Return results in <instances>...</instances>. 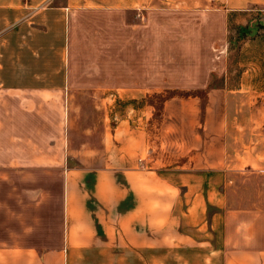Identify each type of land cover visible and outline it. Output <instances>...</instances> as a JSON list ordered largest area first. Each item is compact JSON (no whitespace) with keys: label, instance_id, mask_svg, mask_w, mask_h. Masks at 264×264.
Here are the masks:
<instances>
[{"label":"crops","instance_id":"0c3cea01","mask_svg":"<svg viewBox=\"0 0 264 264\" xmlns=\"http://www.w3.org/2000/svg\"><path fill=\"white\" fill-rule=\"evenodd\" d=\"M214 2L165 45L157 10L0 0V264H264V182L231 187L264 177V85L231 84L221 43L264 0ZM166 88L204 92L112 112Z\"/></svg>","mask_w":264,"mask_h":264},{"label":"rangeland","instance_id":"374dc122","mask_svg":"<svg viewBox=\"0 0 264 264\" xmlns=\"http://www.w3.org/2000/svg\"><path fill=\"white\" fill-rule=\"evenodd\" d=\"M57 1V0H52ZM66 1L71 6L80 8L107 7L113 4L133 5L126 8V17L128 21H145L154 17L157 10L158 16L161 17L164 27V43H178L173 40L171 33L186 32L188 23H201L204 20L202 13L203 7L214 5V0H60ZM255 11V9L230 10L228 12L227 30L225 39L221 42L224 44L223 52L227 56V72L231 84H235L239 79L241 72L247 68L255 66V82L264 85V11ZM171 24H176V29L171 28ZM255 38V42L252 39ZM177 39V38H176ZM220 43V42H219ZM219 47V45L217 46ZM213 55L219 57L221 50L213 49ZM255 54V63L252 55ZM219 82V78L213 79V83ZM202 90L191 89H173L166 88L162 92L134 93L127 97L116 96L113 101L114 107L112 112H116V117L120 114L128 113L129 104L132 108H140L144 104H153L155 108H160L162 100L171 95L202 94ZM91 95L80 94L79 99L85 100L91 98ZM255 107L259 109L261 115H264V91L261 89L255 91ZM86 109L84 111L85 123H91L96 116V111ZM102 112V111H101ZM134 111L131 110L130 113ZM257 113V110H256ZM114 116V115H113ZM264 182L263 176L255 175V172L248 170L246 173L234 174V180L231 187L237 191L238 187L240 197L253 198L257 187ZM240 183H246L240 185ZM237 192H233V197Z\"/></svg>","mask_w":264,"mask_h":264}]
</instances>
